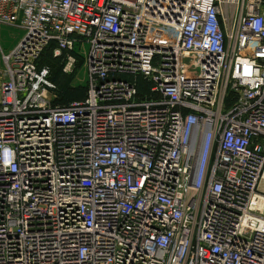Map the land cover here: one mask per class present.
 <instances>
[{
  "label": "built area",
  "instance_id": "built-area-1",
  "mask_svg": "<svg viewBox=\"0 0 264 264\" xmlns=\"http://www.w3.org/2000/svg\"><path fill=\"white\" fill-rule=\"evenodd\" d=\"M0 23L25 31L0 264H264V0H0ZM48 48L85 98L55 100Z\"/></svg>",
  "mask_w": 264,
  "mask_h": 264
},
{
  "label": "rangeland",
  "instance_id": "rangeland-1",
  "mask_svg": "<svg viewBox=\"0 0 264 264\" xmlns=\"http://www.w3.org/2000/svg\"><path fill=\"white\" fill-rule=\"evenodd\" d=\"M25 31L17 26L7 25L0 23V67H4L2 57L3 54L8 55L10 52L17 46V44L21 41L20 39L24 36ZM85 49H88V44H85ZM54 59V58H53ZM76 65V64H75ZM64 66V65H63ZM63 74H67L61 70ZM59 80L65 76L59 75ZM87 70L83 61L77 65V71L74 73L73 78L70 80L68 86L61 91L60 95H56L57 98L60 97L62 100H74L77 98L83 97L84 91L86 90V83H87ZM59 80L56 79L57 83L59 84ZM56 102V101H55ZM262 189L264 190V184H262Z\"/></svg>",
  "mask_w": 264,
  "mask_h": 264
},
{
  "label": "trees",
  "instance_id": "trees-1",
  "mask_svg": "<svg viewBox=\"0 0 264 264\" xmlns=\"http://www.w3.org/2000/svg\"><path fill=\"white\" fill-rule=\"evenodd\" d=\"M81 61H83L82 58H78L76 65L73 68L72 72L69 74H63L61 72L63 65H64V61L62 60V58L61 57H53L51 48H48L45 50V52L43 53V55L39 61V65H40V67L46 66L49 69V79L54 83V85L56 87L55 88L56 89L55 90L56 95H60L61 91L64 90L68 86L70 80L73 78L74 73L77 71V65L80 64ZM58 71H59V75L61 73L62 77L65 76V77L61 78V80H59ZM56 79L59 80V84L57 83ZM85 96H86V90L84 91L83 97L77 98L74 100H69V101H66L63 99L61 100L60 99L61 95H60V97L57 98V102H59L61 104H69L73 101H79V100L85 98Z\"/></svg>",
  "mask_w": 264,
  "mask_h": 264
},
{
  "label": "crops",
  "instance_id": "crops-1",
  "mask_svg": "<svg viewBox=\"0 0 264 264\" xmlns=\"http://www.w3.org/2000/svg\"><path fill=\"white\" fill-rule=\"evenodd\" d=\"M21 39H22V38H21ZM21 39H20V40H21Z\"/></svg>",
  "mask_w": 264,
  "mask_h": 264
},
{
  "label": "bare ground",
  "instance_id": "bare-ground-1",
  "mask_svg": "<svg viewBox=\"0 0 264 264\" xmlns=\"http://www.w3.org/2000/svg\"><path fill=\"white\" fill-rule=\"evenodd\" d=\"M264 188V187H263Z\"/></svg>",
  "mask_w": 264,
  "mask_h": 264
}]
</instances>
